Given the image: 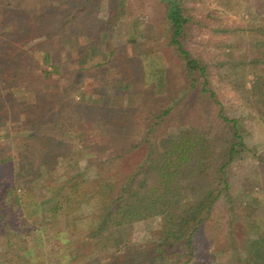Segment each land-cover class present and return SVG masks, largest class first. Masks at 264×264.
I'll return each instance as SVG.
<instances>
[{"label": "trees", "instance_id": "1", "mask_svg": "<svg viewBox=\"0 0 264 264\" xmlns=\"http://www.w3.org/2000/svg\"><path fill=\"white\" fill-rule=\"evenodd\" d=\"M152 1L162 38L136 53L133 33L114 40L131 0H0V264H264L260 194L231 181L251 149L189 47L202 21L187 0ZM261 11L240 59L256 75ZM251 89L264 107L261 74ZM87 135L89 175L74 142ZM146 220V241L108 247Z\"/></svg>", "mask_w": 264, "mask_h": 264}, {"label": "rangeland", "instance_id": "2", "mask_svg": "<svg viewBox=\"0 0 264 264\" xmlns=\"http://www.w3.org/2000/svg\"><path fill=\"white\" fill-rule=\"evenodd\" d=\"M153 2L152 0H131V8L135 16L120 25L114 37L115 42L125 40L133 33L137 41L128 44L130 51L138 53L154 48L155 41L162 38L163 19L162 10L154 8ZM187 3L194 15L202 21L193 33L189 47L193 52L202 55L209 63L214 88L227 112L239 118L245 141L251 149V152L233 165L231 174L233 187L237 192L245 185L255 183V189L260 194L262 204L257 214L264 216V107L259 105V101L255 102L251 98V88L256 76L261 74L264 77V64L259 66L261 70L256 75L248 71L250 67L248 63L243 65L240 61L244 53V57L248 59L256 55L255 51H248L251 42L244 36L248 35L251 26L259 22L260 14L257 11L261 6L264 12V0H187ZM142 6L143 12H139ZM88 9L89 12L94 11L91 6ZM99 14L106 16L107 10L100 9ZM208 14L220 17L221 21L209 19ZM72 56L79 61L83 60L76 52ZM47 61L49 62V59ZM211 115L206 114L201 121L210 120L214 123ZM2 131L0 130V133ZM213 136L217 144H222L225 140V133L220 130H217ZM95 140L94 135L77 137L74 140L75 145L84 150L79 159V167L85 170L87 175L91 171L85 169L89 156L86 146ZM65 171L66 166H62L60 172ZM156 229V221L136 222L117 232L108 233L106 242L110 249H114L116 243L124 245L144 242L155 233ZM208 264H217V262L210 259Z\"/></svg>", "mask_w": 264, "mask_h": 264}]
</instances>
